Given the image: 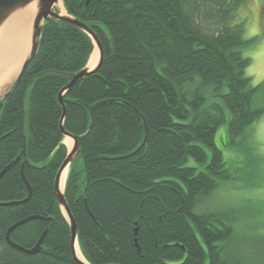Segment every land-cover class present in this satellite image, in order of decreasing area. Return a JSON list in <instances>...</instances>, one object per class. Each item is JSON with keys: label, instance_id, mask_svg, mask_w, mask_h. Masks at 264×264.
Instances as JSON below:
<instances>
[{"label": "trees", "instance_id": "16d2710c", "mask_svg": "<svg viewBox=\"0 0 264 264\" xmlns=\"http://www.w3.org/2000/svg\"><path fill=\"white\" fill-rule=\"evenodd\" d=\"M244 2L62 0L103 50L98 70L62 95V125L83 160L70 163L63 194L88 264H264L256 208L209 202L219 180L231 177L214 142L226 110L231 143L264 115L253 106L264 80L252 85L245 76L251 61L243 49L256 39L230 24ZM93 48L79 27L44 21L35 57L3 101L0 171L19 160L0 177V264H81L54 191L67 155L58 94ZM21 170L30 198L4 204L27 197ZM30 215L45 219L10 237L30 248L46 229L36 254L5 238Z\"/></svg>", "mask_w": 264, "mask_h": 264}, {"label": "rangeland", "instance_id": "374dc122", "mask_svg": "<svg viewBox=\"0 0 264 264\" xmlns=\"http://www.w3.org/2000/svg\"><path fill=\"white\" fill-rule=\"evenodd\" d=\"M32 24L33 17L29 27L30 42ZM230 24H240L245 39H256L243 49V55L251 61L245 69V76L251 78L252 85H257L264 80V0H245L235 10ZM253 106H264V91L254 96ZM225 115L226 121L217 129L214 142L222 152L231 177L219 180V186L209 202L231 206L253 205L256 208L255 215L257 213L256 217L260 220L258 229L264 231V115L252 123L234 143L228 137L229 111L226 110ZM206 153L209 161L211 150L206 148ZM82 161L81 156L74 160L78 165H82ZM188 164L197 166L192 159Z\"/></svg>", "mask_w": 264, "mask_h": 264}, {"label": "water", "instance_id": "95a60500", "mask_svg": "<svg viewBox=\"0 0 264 264\" xmlns=\"http://www.w3.org/2000/svg\"><path fill=\"white\" fill-rule=\"evenodd\" d=\"M62 1V0H61ZM88 1V0H87ZM59 0H0V27L3 25V23L16 11L24 8L28 4L35 3L36 9H35V14L33 15V24H32V31H31V42H30V49L27 54V56L22 60L19 69L15 76L10 80L7 84H4L2 86L3 90L0 92V109L3 106V101L6 99L8 96V93L10 90L21 80L23 77L24 73L26 72L28 65L30 62L33 60V58L36 55L38 46H39V38L41 35V29L43 26L44 21L48 19H56V20H62L65 22H68L72 25H75L79 27L80 29L84 30L92 39V42L94 44V48L92 51V54L84 68H82L80 71L76 73H70L68 74L71 76V80L60 89L59 94H58V100L62 106V115L59 121V126L62 134L65 137H69L73 140V145L68 148L67 145V155L64 158L63 162L61 163L58 172L55 177V182H54V191L56 198L58 200L59 206L63 212L64 217L69 223V228H70V246L72 250L73 257L79 261L81 264H88L86 260L83 257V260L78 258L76 255V250H75V242H77V228L76 224L74 222V219L68 209V206L66 204L65 198H64V189L61 191L60 190V181H61V176L65 168H69L70 163L74 160L75 156L80 150V145L78 142V139L76 136H72L68 132L65 131L63 128L62 122L63 118L66 112L65 104L62 100V95L63 93L68 90L77 80L84 76H88L98 70V68L101 65L102 59H103V50H102V45L96 35L82 22L79 20L74 19L71 15H69L66 11L64 14L60 13L59 7L57 3ZM95 56L93 57V55ZM144 124V141L146 139V134H147V127L145 124V121H143ZM64 143V142H63ZM143 144V143H142ZM24 153V150L22 151ZM19 160V156L12 162H10L8 165H6L1 171H0V177L16 162ZM21 175L24 180V183L27 187L28 195L25 199L21 200L20 202H8L4 204H18L27 201L30 198L31 195V187L27 180L24 178V175L21 170ZM34 219H45V217L39 216V215H30L25 218H21L18 221L14 222L11 226L6 231L5 238L7 243L22 252H25L27 254H36L41 250L42 242L46 234V229L42 232L40 237L38 238L37 242L30 248H25L16 242H14L11 237L10 233L18 226Z\"/></svg>", "mask_w": 264, "mask_h": 264}, {"label": "bare ground", "instance_id": "6f19581e", "mask_svg": "<svg viewBox=\"0 0 264 264\" xmlns=\"http://www.w3.org/2000/svg\"><path fill=\"white\" fill-rule=\"evenodd\" d=\"M57 5L60 13L64 14L65 9L62 1L59 0ZM35 9V3L28 4L13 13L0 27V92L3 90L2 86L7 84L15 76L24 55L29 49V27L31 19L35 14ZM63 142L68 147L73 145V140L69 137H65ZM67 173L68 167L64 169L61 176V191L64 189ZM75 250L77 257L83 260L77 242H75Z\"/></svg>", "mask_w": 264, "mask_h": 264}]
</instances>
